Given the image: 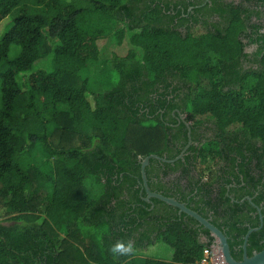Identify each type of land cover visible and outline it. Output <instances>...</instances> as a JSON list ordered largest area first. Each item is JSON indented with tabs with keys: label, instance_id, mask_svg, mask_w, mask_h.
Masks as SVG:
<instances>
[{
	"label": "trees",
	"instance_id": "obj_1",
	"mask_svg": "<svg viewBox=\"0 0 264 264\" xmlns=\"http://www.w3.org/2000/svg\"><path fill=\"white\" fill-rule=\"evenodd\" d=\"M12 13L0 36V63L20 46L0 72V264H195L216 238L145 200L141 174L150 154L176 158L189 127L183 157L150 158L149 188L210 219L236 260L251 227L247 254L264 248V0H0V23ZM50 53L51 70L21 87L18 73ZM93 66L98 85L83 74ZM54 128L74 142L56 144ZM90 174L104 186L93 200ZM119 239L173 254L114 259Z\"/></svg>",
	"mask_w": 264,
	"mask_h": 264
},
{
	"label": "rangeland",
	"instance_id": "obj_2",
	"mask_svg": "<svg viewBox=\"0 0 264 264\" xmlns=\"http://www.w3.org/2000/svg\"><path fill=\"white\" fill-rule=\"evenodd\" d=\"M229 1H234V2L238 3L240 0H229ZM12 15H13V13L11 15H9L7 18H5L0 23V36L4 32L5 26L10 22ZM161 22H162L161 24L166 25V20L162 19ZM120 24H123V23H120ZM191 31L195 34H199L203 31H206V27L202 26V25L201 26L200 25L194 26L191 28ZM49 47H50L49 50L51 52V50L53 48V45H51V42L49 44ZM253 50H254V46H246V48H245L246 52H252ZM19 51H20V46H18L16 44L11 45L10 51H9L7 57L0 63V72L5 69L9 60L14 59L18 55ZM111 53L113 54V52H111ZM52 65H53L52 64V53H50L46 58L37 60L31 68L19 72L17 75V82L19 83V85L21 87H25L24 82L27 80V78L29 77V75L31 73L36 72L39 69L51 70ZM99 72H100V66H93V67H91L90 72H86V73L84 72L83 74L84 75L89 74L90 82L97 84L98 80H99V77H98ZM100 82H101V80L99 81V83ZM117 82H118V74L116 73L114 83L116 84ZM0 85H1V79H0ZM0 105H1V90H0ZM183 116L186 118V113H184ZM212 126H213L212 122H209V121L205 122V139L213 137L214 133L211 129ZM50 128L52 129L53 126H50ZM230 129L236 130V125H232L230 127ZM52 139L56 144H58L60 146H67V145L72 144L74 142V137L72 135L67 134V133H61L57 128L53 129ZM202 141H204V140H202ZM204 164L206 166H209L210 168H217V167H214V164L212 162H207ZM85 185L87 188V196H88V199H90V200H93V199L101 196V194L104 191L103 180L101 179L100 176H97V175L90 174L85 180ZM1 220H3V219L0 218V221ZM86 228H88V227H86ZM91 229L94 230L93 227ZM135 252L136 251L134 250V253ZM138 254H142L144 256H149V257H153V258L168 260V259H171V257H172L173 249H172V247L163 243L162 241H156L155 243L148 245L144 250H142V251L139 250ZM121 264H129V262L128 261H122Z\"/></svg>",
	"mask_w": 264,
	"mask_h": 264
},
{
	"label": "water",
	"instance_id": "obj_3",
	"mask_svg": "<svg viewBox=\"0 0 264 264\" xmlns=\"http://www.w3.org/2000/svg\"><path fill=\"white\" fill-rule=\"evenodd\" d=\"M181 120H183L189 126V122L186 121V119L183 115H181ZM191 143H192L191 128L189 127V142L185 146V148L182 150V152L176 158H174V159L162 158V157L158 156L157 154H150V155L143 158L142 163H141V174H142V179H143V188L145 189V192H146L144 199L147 201H150L151 198H153V197L158 198V199L178 208L180 213L184 212V213L190 215L191 217H193L194 219H196L199 222V224H201L203 227L208 229L211 232V234L216 238L218 248L222 252V254H223V256H224V258L228 264H264V248L258 252H255L251 256H249L247 254V242H248L249 235L253 231L259 229L260 226L251 227L247 231V233L244 236L243 257L241 260H236L231 254L227 236L219 227H217L215 224H213L210 219L202 216L197 211L188 207L185 202H181L178 199H176L175 197L166 196L160 192L152 191L149 188L147 175H146V167L150 162V158H158V159H162V160L167 161V162L177 160L178 158L183 157L184 153L186 152L187 148L191 145ZM247 198L249 200H251L250 197H247ZM260 219L261 220L263 219L262 215H260Z\"/></svg>",
	"mask_w": 264,
	"mask_h": 264
},
{
	"label": "built area",
	"instance_id": "obj_4",
	"mask_svg": "<svg viewBox=\"0 0 264 264\" xmlns=\"http://www.w3.org/2000/svg\"><path fill=\"white\" fill-rule=\"evenodd\" d=\"M195 264H228L222 252L219 250L217 242L205 246L202 256L195 261Z\"/></svg>",
	"mask_w": 264,
	"mask_h": 264
},
{
	"label": "clouds",
	"instance_id": "obj_5",
	"mask_svg": "<svg viewBox=\"0 0 264 264\" xmlns=\"http://www.w3.org/2000/svg\"><path fill=\"white\" fill-rule=\"evenodd\" d=\"M135 245L131 239H119L109 245V251L112 253L114 259L120 257H129L134 255Z\"/></svg>",
	"mask_w": 264,
	"mask_h": 264
},
{
	"label": "flooded vegetation",
	"instance_id": "obj_6",
	"mask_svg": "<svg viewBox=\"0 0 264 264\" xmlns=\"http://www.w3.org/2000/svg\"><path fill=\"white\" fill-rule=\"evenodd\" d=\"M212 20H213V21H216V18H213ZM180 120H181V119H180ZM258 211H259V213H261V210L258 209ZM247 212H248L249 215H253L254 217L256 216V211H250V212L247 211ZM260 215H261V214H260ZM260 220H261V219H260ZM262 220H263V219H262ZM262 220H261V222H262Z\"/></svg>",
	"mask_w": 264,
	"mask_h": 264
},
{
	"label": "crops",
	"instance_id": "obj_7",
	"mask_svg": "<svg viewBox=\"0 0 264 264\" xmlns=\"http://www.w3.org/2000/svg\"><path fill=\"white\" fill-rule=\"evenodd\" d=\"M248 46H254V50H255V48H256V46H255V45H248ZM245 48H246V47H245ZM254 50H253V51H254ZM253 51H252V52H253ZM135 253H138V252H135Z\"/></svg>",
	"mask_w": 264,
	"mask_h": 264
}]
</instances>
